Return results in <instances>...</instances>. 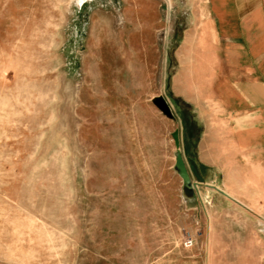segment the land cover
Segmentation results:
<instances>
[{"label": "rangeland", "instance_id": "obj_1", "mask_svg": "<svg viewBox=\"0 0 264 264\" xmlns=\"http://www.w3.org/2000/svg\"><path fill=\"white\" fill-rule=\"evenodd\" d=\"M207 5L0 0V264H225L226 229L246 224L234 216L246 206L217 188L241 172L224 169V146L211 153L174 84L183 34Z\"/></svg>", "mask_w": 264, "mask_h": 264}, {"label": "crops", "instance_id": "obj_2", "mask_svg": "<svg viewBox=\"0 0 264 264\" xmlns=\"http://www.w3.org/2000/svg\"><path fill=\"white\" fill-rule=\"evenodd\" d=\"M177 58L178 95L208 124L205 132L216 140L211 153L224 146V169L242 176L226 180L227 192L212 185L246 206L234 212L246 224L226 229L225 264H264V0H208L202 21L183 34Z\"/></svg>", "mask_w": 264, "mask_h": 264}, {"label": "water", "instance_id": "obj_3", "mask_svg": "<svg viewBox=\"0 0 264 264\" xmlns=\"http://www.w3.org/2000/svg\"><path fill=\"white\" fill-rule=\"evenodd\" d=\"M152 102L166 117L170 119H174L171 106L163 96L154 97L152 99ZM172 136L174 138L175 146H176L174 169L182 178L183 181L182 188L184 194L187 197H191L195 191L196 183L193 182L191 179V176L188 172L187 166L184 161V157L180 149L179 131L175 130Z\"/></svg>", "mask_w": 264, "mask_h": 264}, {"label": "built area", "instance_id": "obj_4", "mask_svg": "<svg viewBox=\"0 0 264 264\" xmlns=\"http://www.w3.org/2000/svg\"><path fill=\"white\" fill-rule=\"evenodd\" d=\"M185 245L186 246H191L192 245V240H190V239L186 240Z\"/></svg>", "mask_w": 264, "mask_h": 264}, {"label": "bare ground", "instance_id": "obj_5", "mask_svg": "<svg viewBox=\"0 0 264 264\" xmlns=\"http://www.w3.org/2000/svg\"><path fill=\"white\" fill-rule=\"evenodd\" d=\"M80 3H83L84 2V0H78Z\"/></svg>", "mask_w": 264, "mask_h": 264}, {"label": "trees", "instance_id": "obj_6", "mask_svg": "<svg viewBox=\"0 0 264 264\" xmlns=\"http://www.w3.org/2000/svg\"><path fill=\"white\" fill-rule=\"evenodd\" d=\"M178 101V100H177Z\"/></svg>", "mask_w": 264, "mask_h": 264}]
</instances>
